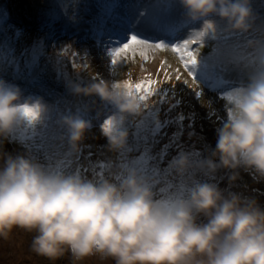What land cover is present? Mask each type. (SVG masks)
<instances>
[{"label": "clouds", "instance_id": "1", "mask_svg": "<svg viewBox=\"0 0 264 264\" xmlns=\"http://www.w3.org/2000/svg\"><path fill=\"white\" fill-rule=\"evenodd\" d=\"M117 3L115 11L124 8ZM179 3L185 21L210 30L219 20L225 33H249L258 20L251 0ZM130 8L124 10L127 19L122 16L129 23L131 17L149 14L145 9L130 14ZM110 26L113 37L120 35L117 22ZM260 27L264 29V22ZM247 47L253 53L252 70L246 82L225 96L226 116L216 128L214 148L203 158L178 151L168 165L180 178L175 184L161 185L119 159L87 177L41 163L28 152L3 151L14 133L41 125L49 109L34 98L35 89L24 97L17 85L0 79V238L7 240L13 229L34 233L31 249L37 256L49 261L68 256L71 264L92 258L114 264H264V207L255 198L232 192L225 196L210 179L197 178L211 177L220 168H242L264 181V31L261 38L247 41ZM206 48L212 56L224 52L212 43ZM69 87L114 109L102 134L108 151L119 157L128 145L127 119L143 115L144 101L123 81L99 78L83 85L70 82ZM58 124L65 129L69 151L78 153L92 122L67 114Z\"/></svg>", "mask_w": 264, "mask_h": 264}, {"label": "rangeland", "instance_id": "2", "mask_svg": "<svg viewBox=\"0 0 264 264\" xmlns=\"http://www.w3.org/2000/svg\"><path fill=\"white\" fill-rule=\"evenodd\" d=\"M8 1H15V6L3 12L6 6L0 0V79L12 84L31 81L36 85L34 98H41L49 113L48 118L31 131L20 135L14 133L12 142H6L3 151L11 154L28 152L41 163L79 171L87 177L103 172L109 160L119 159L158 180L161 185L178 183L180 178L171 173L169 162L178 151L194 157L200 155L201 158L210 154L216 142V128L226 116L225 96L246 82L252 70L253 53L247 47V41L261 38L264 31L260 27L264 22V0H251L258 20L249 33H225L223 22L219 20L216 29L201 28L196 23L198 27L186 31L192 23L184 20L179 0H146L145 6L137 5L135 0H33L44 6V11L38 13L24 10L20 5L24 0ZM118 1L125 2L124 10L130 6L143 7L151 15L166 16L169 23L164 27L162 37L156 35L159 28L151 26L146 30L154 34L153 40L149 39L151 46L134 45L122 51L116 57L117 64L112 65L108 53L111 43L109 40L104 42L103 48L98 44L106 39V30L111 29L112 16L118 13L113 5ZM115 19L117 22L118 16ZM132 19L140 23L138 17H131L130 23ZM179 27L183 30L180 31ZM56 30L63 37H58L60 33ZM71 30L77 32L70 33L71 36L81 37L79 50L71 46V38L67 36ZM135 31L141 38H146L144 31ZM201 31L205 35L198 37L196 34ZM167 32L172 34L168 37ZM184 40L197 41L188 48L197 55V64L192 69L184 66L187 57L181 58L183 50L173 51V46L182 44ZM159 42L165 43L164 49L154 47ZM211 43L215 50L230 49L238 57V66H207L208 62L216 59L206 48ZM101 48L104 51L100 52ZM103 52L105 57L101 58ZM61 60L69 67L62 66ZM15 68L19 69L18 72ZM190 70L194 71L195 81L189 75ZM40 71L42 79L34 80ZM129 77L132 79L127 80ZM99 78L110 83H128L132 92L144 101L143 115L127 119L128 145L119 157L108 151L102 134V125L114 109L98 97L74 94L69 87L70 82L83 85ZM148 86L155 92L142 98ZM197 92L201 93L199 97ZM67 114H76L92 122V128L85 132L80 142L78 153L69 151L65 129L58 124L59 117ZM234 172L238 175L235 180H230ZM197 178L210 179L225 196L232 192L255 198L264 207V181L254 180L242 168H220L211 177L198 175ZM33 235L13 229L7 240L0 238V264H71L68 256L56 261L37 256L31 249ZM79 264L114 262L92 258Z\"/></svg>", "mask_w": 264, "mask_h": 264}, {"label": "snow or ice", "instance_id": "3", "mask_svg": "<svg viewBox=\"0 0 264 264\" xmlns=\"http://www.w3.org/2000/svg\"><path fill=\"white\" fill-rule=\"evenodd\" d=\"M140 22L144 23L147 26H154L159 28L160 30H163L164 27L169 23V20L164 15L159 16H146L141 15ZM208 27H211L210 25ZM128 30L131 32L129 35L126 32H123L120 35H116L115 37L109 38V43L118 45L109 48L108 53L111 56V64L116 65V57L121 54L122 51H126L127 49L132 48L134 45H146L151 46L149 43L150 38H141L140 35L135 31V27L132 24V22L128 25ZM198 37H203L205 35L204 32H198L196 34ZM126 38V42H123ZM196 40H184L182 44H177L173 46V51H181L183 50V56L181 57L183 59L184 56L187 57L186 60H184V66L186 69L191 66V69L197 64V55L194 52H191L188 50L190 44H195ZM164 42H159L154 45L156 49H164L165 48ZM202 46V45H201ZM189 75L193 77L194 81L196 80V76L194 74V71L190 70ZM177 79H179V76H177ZM155 92V89H153L151 86H148V91L143 93L142 98H146L147 96L153 94ZM197 97L201 95L200 92L196 93ZM111 124V121H104L103 125L105 130H107L108 126Z\"/></svg>", "mask_w": 264, "mask_h": 264}, {"label": "bare ground", "instance_id": "4", "mask_svg": "<svg viewBox=\"0 0 264 264\" xmlns=\"http://www.w3.org/2000/svg\"><path fill=\"white\" fill-rule=\"evenodd\" d=\"M135 1H137V2H135V3H137V5L140 3V4H144V6H145V3H146V0H139V2H138V0H135ZM108 3H110V2H108ZM123 4H125V2L123 3ZM139 4V5H140ZM131 8V10H132V12H136L137 10H139V11H144V9H143V7H137V8H134L133 6H130ZM120 9V8H119ZM118 13L116 14V15H114V16H112V26H114V24L116 23V19H115V16H118V21H117V26L119 27V28H116V30H119L120 28H122L121 29V31H120V34H122L123 32H126V33H128L129 34V30H128V25L130 24L128 21H125V19L122 17V16H124V13H125V11H124V9H121V10H118L117 11ZM151 14H148V16H150ZM135 16V15H134ZM125 18H126V16H124ZM133 18V17H132ZM135 18V17H134ZM127 19V18H126ZM131 22H133V25H134V27H135V30H141V31H146L147 29H150V27L151 26H147V25H145L144 23H142V24H140V23H135L134 22V19H132V21ZM42 23H44V22H41V24ZM171 24H172V26L174 27V24H173V22H171ZM198 25L199 24H192V25H190V26H188L187 27V29L189 28V29H191V28H195V27H198ZM152 27H154V26H152ZM141 28V29H140ZM180 28V31H182L183 30V28L182 27H179ZM186 30V31H190V30ZM113 29L111 28V29H109V30H106V32H105V34H104V37H106V39L105 40H101L100 41V43H99V46L100 47H103V43L104 42H106V41H108L109 40V38L110 37H112L113 36ZM164 31V29L163 30H160V31H158V33L156 34L157 36L160 34V36L162 35V32ZM56 32L57 33H60L59 35H58V37H63V34L60 32V31H57L56 30ZM75 31H73V30H71V31H68L67 32V36H69V38H71V46H73V47H76L77 48V50H79V41H80V39H81V37L79 38V37H77L75 34H72V36L70 35V33H74ZM75 33H77V32H75ZM168 33V32H167ZM172 34V32L171 33H168V37H169V35H171ZM62 35V36H61ZM116 35H118V34H115V36ZM145 37L146 38H151L150 40H153V32H150V31H146L145 32ZM162 37V36H161ZM164 37H166V36H164ZM47 39H50V38H47ZM124 42H126V38H125V40H124ZM114 46H118V45H114V44H110V47L109 48H111V47H114ZM100 52H102L103 51V49L101 48L100 50H99ZM48 57H51V55H48ZM98 57V56H97ZM105 57V54H104V52L102 53V57L101 58H104ZM168 59V58H167ZM101 61H103V60H101ZM103 63H104V61H103ZM60 64L62 65V66H65V67H69V65L68 64H66L65 62H63V60H61V62H60ZM18 68H15V71L16 72H18ZM47 71V70H46ZM42 77H43V75H41V71L38 73V77L37 78H35L34 80H38V79H42ZM132 78L131 77H129L127 80H131ZM21 84V83H20ZM35 86V85H34ZM68 95H70V94H68ZM66 96V95H65ZM81 115H83L82 114V112H81ZM164 116H166V114H164Z\"/></svg>", "mask_w": 264, "mask_h": 264}, {"label": "trees", "instance_id": "5", "mask_svg": "<svg viewBox=\"0 0 264 264\" xmlns=\"http://www.w3.org/2000/svg\"><path fill=\"white\" fill-rule=\"evenodd\" d=\"M3 3H5L6 8L3 10V12H8V9H12L15 6V1H8V0H3ZM21 7L24 10L30 11L32 13H38L39 11H44V6H40V3L33 2V0H29V2L27 1H23L22 4H20ZM29 12V13H30ZM214 58H216L214 61L219 60L214 62L213 64H219L221 61L228 59V60H233L235 63V66H238V64H236V61L238 60V57H236L235 55H233L230 51V49H226L225 53L224 52H219L217 54H215L213 56ZM231 62V61H229ZM227 63V62H226ZM227 66H233V65H228ZM6 152V151H5Z\"/></svg>", "mask_w": 264, "mask_h": 264}]
</instances>
